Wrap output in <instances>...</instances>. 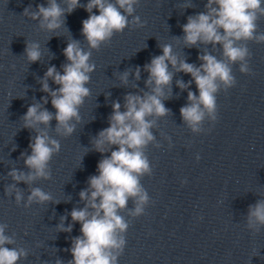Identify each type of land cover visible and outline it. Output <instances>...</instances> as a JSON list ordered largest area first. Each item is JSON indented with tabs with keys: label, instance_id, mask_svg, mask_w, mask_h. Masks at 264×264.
I'll return each mask as SVG.
<instances>
[{
	"label": "clouds",
	"instance_id": "clouds-1",
	"mask_svg": "<svg viewBox=\"0 0 264 264\" xmlns=\"http://www.w3.org/2000/svg\"><path fill=\"white\" fill-rule=\"evenodd\" d=\"M139 2L88 0L81 5L80 0H63L62 7L58 0H47V6L38 4L33 11L29 5L24 9L23 15L38 21L41 30L56 32L66 28L67 15L83 7L88 18L82 21L81 35L88 50L81 47L78 40L68 42L63 49L67 62L61 65L62 73L54 65L47 68L39 79L40 91L46 95L32 103L20 118L24 122L23 128L36 134L30 138L28 147L31 154L22 152L20 156L28 171L12 168L7 173L13 182L6 186L5 194L14 196L17 206L22 202L25 208L53 202L50 193L32 187L38 180L51 179L49 165L61 149L60 141L49 135L51 122L56 121L54 131L57 136L69 137L76 131L81 122L79 110L90 96L86 85L95 71V64L90 62L92 51H99L102 45L110 43L114 34L122 33L130 26H144L146 22L134 15ZM93 9H97L99 14H95ZM129 17L132 19L129 20ZM261 17H264V0H207L203 12L187 17V22L181 26L183 36L175 38L182 39L186 48H200V45L207 48L210 45L215 50L220 46L221 58L205 50L198 55L200 64L197 66L187 62L186 58L178 57L172 44H158L162 54L153 56L143 66V71L148 74L145 80L148 90L127 93L123 106L119 101H112L109 126L91 139V150L102 156L97 164L98 174L89 176L87 188L79 192L83 207H73L60 217L56 226L59 232L71 233L74 224L81 225V234L72 237L70 249H65L72 256L67 264H118L126 246L125 234L129 227V221L120 213L126 211L127 216L137 218L145 213L151 202L141 183L142 178L151 176L153 171L146 149L149 145L161 147L153 129L158 128L160 118L171 113L164 101L173 98L174 74L183 72L191 77L187 83L176 81L181 91L187 90V103L179 111L183 125L193 134H200L205 131V121L212 124L217 121L218 93L226 92L237 83L232 66L238 64L242 74H251L249 60L252 54L247 42L264 43V32L258 31L257 23ZM24 56L29 64L41 61L40 44L26 41ZM130 74L133 73L129 70L121 73L122 85L127 86ZM140 76L141 68L136 67L134 77L138 81ZM49 80L58 87H50ZM193 82L198 95L189 90ZM49 97L55 113L45 107ZM166 139L170 141V137ZM199 158L197 156V160ZM21 182L29 186L26 201L24 191L17 187ZM129 201L133 205L131 208L128 207ZM68 216L71 223L65 226ZM7 227V224L0 223V264H18L19 260L28 256V252L23 248L6 247L15 244L14 236L6 233ZM246 227L252 232L264 228V199L249 205ZM56 264L64 262L57 259Z\"/></svg>",
	"mask_w": 264,
	"mask_h": 264
}]
</instances>
